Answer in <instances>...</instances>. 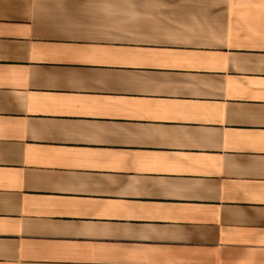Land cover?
<instances>
[{"label": "crops", "instance_id": "0c3cea01", "mask_svg": "<svg viewBox=\"0 0 264 264\" xmlns=\"http://www.w3.org/2000/svg\"><path fill=\"white\" fill-rule=\"evenodd\" d=\"M0 264H264V0H0Z\"/></svg>", "mask_w": 264, "mask_h": 264}]
</instances>
